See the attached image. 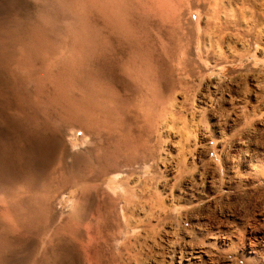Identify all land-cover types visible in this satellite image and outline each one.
Instances as JSON below:
<instances>
[{"label": "rangeland", "instance_id": "374dc122", "mask_svg": "<svg viewBox=\"0 0 264 264\" xmlns=\"http://www.w3.org/2000/svg\"><path fill=\"white\" fill-rule=\"evenodd\" d=\"M258 7L0 0V264H264Z\"/></svg>", "mask_w": 264, "mask_h": 264}, {"label": "bare ground", "instance_id": "6f19581e", "mask_svg": "<svg viewBox=\"0 0 264 264\" xmlns=\"http://www.w3.org/2000/svg\"><path fill=\"white\" fill-rule=\"evenodd\" d=\"M179 1V0H178ZM157 3V2H156ZM155 3V4H156ZM183 3V2H182ZM213 3V2H212ZM155 4H154V6H155ZM197 4V3H196ZM195 5V4H194ZM193 5V6H194ZM199 6V5H198ZM215 6V5H214ZM257 6V5H256ZM255 6V7H256ZM196 7V6H195ZM156 8H158L157 6H156ZM215 8V7H214ZM257 8V7H256ZM224 10V9H223ZM261 8L260 7H258V9L254 12V9L252 10L253 11V13H251V14H253L254 15V17H253V19L250 21L251 22V26L250 27H242L241 29H239L240 30V32L243 34V35H246L247 37H249L250 38V40L251 41H254V42H256V43H259L260 42V40L262 39V37L264 36V16L262 15V13H261ZM228 12V11H227ZM173 13V12H172ZM158 14V13H157ZM181 14V13H180ZM233 14V13H232ZM250 13L249 14H245V16L247 15H251ZM159 15V14H158ZM223 15V14H222ZM252 15V16H253ZM177 16V15H176ZM246 16V17H247ZM230 17V16H229ZM243 17H244V13L243 12H240V16L237 18V19H233L232 21H229V23H233V24H235V25H240L241 24V22L243 21ZM250 17V16H249ZM251 18V17H250ZM250 18H248V19H250ZM242 20V21H241ZM247 20V19H246ZM209 22V21H208ZM249 24V23H248ZM242 26V25H241ZM247 26V25H246ZM237 29V28H236ZM199 37V36H198ZM200 39H201V35H200ZM198 42V41H197ZM205 42V41H204ZM213 44V43H212ZM262 44V43H261ZM228 45V44H227ZM198 47V46H197ZM196 47V48H197ZM200 47V46H199ZM198 47V48H199ZM221 47V46H220ZM223 47H224V45H223ZM259 47H260V45H259ZM203 48H205V47H203ZM202 48V49H203ZM258 48V47H257ZM201 48H200V50H202ZM206 49V48H205ZM205 49H204V51H205ZM215 49V48H214ZM255 49V48H254ZM187 51V50H186ZM214 51H216L217 52V50H214ZM220 51V50H219ZM207 52H208V50H207ZM206 52V53H207ZM181 53H182V51H181ZM204 53V52H203ZM206 53H204V54H206ZM264 53V52H263ZM185 54V53H184ZM217 54V53H216ZM214 55V54H213ZM212 55V56H213ZM218 55V54H217ZM217 55H215V56H217ZM199 56V55H198ZM214 56V57H215ZM219 56V55H218ZM187 57V56H186ZM202 57H204V56H202ZM199 59H200V57H199ZM216 59V58H215ZM191 61V60H190ZM197 61V60H196ZM195 62V61H194ZM193 62V63H194ZM188 63H190L189 61H188ZM192 62H191V64H193ZM201 63V62H200ZM185 64H187V62H185ZM190 64V65H191ZM188 65V64H187ZM152 67V66H151ZM186 67V66H185ZM184 68V67H183ZM182 70V69H181ZM192 70V69H191ZM191 70H189V72L191 71ZM174 71V70H173ZM186 71V70H185ZM188 72V71H187ZM186 72V73H187ZM185 73V74H186ZM192 75V74H191ZM187 77V76H186ZM177 79V78H176ZM179 82V81H178ZM176 85V84H175ZM156 89H157V87H156ZM153 90V89H152ZM160 101V100H159ZM162 103V102H161ZM81 104V103H80ZM161 111V110H160ZM159 111V112H160ZM101 114V113H100ZM85 116V115H84ZM105 118H107L106 116H105ZM145 118H146V116H145ZM138 119V118H137ZM106 120V119H105ZM110 120V119H109ZM83 121V120H82ZM107 121V120H106ZM84 122V121H83ZM98 122V121H97ZM101 122H104V121H101ZM108 122V121H107ZM106 122V123H107ZM87 123H89V122H87ZM136 123H137V121H136ZM83 124V123H82ZM85 124V123H84ZM91 124V123H90ZM94 124V123H93ZM92 124V125H93ZM99 124H100V122H99ZM98 124V125H99ZM94 125H96V124H94ZM138 125V124H137ZM111 126V125H110ZM144 126V125H143ZM142 126V127H143ZM95 128H98L97 127V125H96V127ZM109 128V127H108ZM136 128H137V126H136ZM132 130V129H131ZM143 130V129H142ZM135 131V130H134ZM139 131H140V129H139ZM114 133H116V131L114 132ZM142 133H144V132H142ZM141 133V134H142ZM123 134V133H122ZM125 134V133H124ZM110 135V134H109ZM138 135V134H137ZM111 136V135H110ZM114 136H116L117 137V135H114ZM129 136V135H128ZM134 136V135H133ZM119 137V136H118ZM122 137H124V136H122ZM132 137V136H131ZM120 139V138H119ZM122 139V138H121ZM124 139H125V137H124ZM127 139V138H126ZM140 139V138H139ZM138 139V140H139ZM148 139V138H147ZM112 140V139H111ZM110 142V141H109ZM117 142H118V140H117ZM123 142H125V141H123ZM126 142L128 143V140H126ZM119 143V142H118ZM117 143V144H118ZM131 144V143H130ZM116 144H115V142H114V146H115ZM119 145V144H118ZM132 145V147H133V145L134 144H131ZM130 145V146H131ZM136 145V144H135ZM137 145H139V144H137ZM107 146V145H106ZM112 147H113V144L111 145ZM119 146H121V145H119ZM119 146H118V149L116 148V149H114L115 151L116 150H120V151H124L125 150V147L123 148L124 150H121L122 148L120 147V149H119ZM130 146H127V148L128 147H130ZM140 146V145H139ZM115 148V147H114ZM138 148H140V147H138ZM98 149V148H97ZM106 149H107V147H106ZM110 150H108V151H110V152H107V151H105V150H102V152H105V154L107 155L108 153L110 154L111 153V155H112V152H111V148H109ZM133 149V148H132ZM135 150H137V149H135ZM96 151V150H95ZM98 151V150H97ZM113 151V150H112ZM119 151V152H120ZM118 152V153H119ZM127 152V151H126ZM126 152H125V154H126ZM129 152V151H128ZM131 152H133V150H131ZM101 153V152H100ZM116 154H117V151H116ZM115 153L113 154L114 156L116 155ZM120 155H121V152L119 153ZM124 154V153H123ZM101 155H103V156H105L104 154H101ZM111 155H108L107 156V158H109L110 159V156ZM112 155V156H113ZM119 155V156H120ZM96 156V155H95ZM111 156V157H112ZM113 156V157H114ZM117 156H118V154H117ZM117 156H115V159L114 158H112V159H114V160H111V161H115L116 160V162H117V159L116 158H118ZM104 158H106V157H104ZM98 158H96V160H97ZM98 160H100V159H98ZM102 160V159H101ZM99 161L100 163L102 162V161H104V160H102V161ZM106 161H107V159H106ZM98 162V161H97ZM110 162V161H109ZM136 162V161H135ZM100 163H97V164H99L100 165ZM106 163V162H105ZM104 163V165H106L107 166V164H108V162L105 164ZM122 163H123V161H122ZM112 164V166L114 167V165H113V163H111ZM126 164V163H125ZM127 164H128V162H127ZM103 165V163H102V166H104ZM117 165H119V164H117ZM117 165H115V166H117ZM101 166V165H100ZM105 166V167H106ZM110 166V165H109ZM99 166L97 165V168H98ZM112 167V168H113ZM100 168V167H99ZM98 168V169H99ZM102 168V167H101ZM107 169V168H106ZM106 171V170H105ZM103 173H105V172H103ZM102 173V174H103ZM96 176H98V173H97V175ZM95 175H94V178H99V177H96ZM126 179H127V177H126ZM98 180V179H97ZM122 180V179H121ZM118 182H120V180L118 181ZM153 196V195H152ZM145 198V197H144ZM127 204V203H126ZM97 208V207H96ZM128 211V210H127ZM113 214V213H112ZM104 217H105V215H104ZM99 221V220H98ZM98 225V224H97ZM110 225V224H109ZM206 253L204 252V251H201V250H193L192 252H190V255H191V257L192 258H194V260L196 259V260H198L199 261V263H201V264H205L206 262L205 261H207V259H205V257H204V255H205Z\"/></svg>", "mask_w": 264, "mask_h": 264}]
</instances>
